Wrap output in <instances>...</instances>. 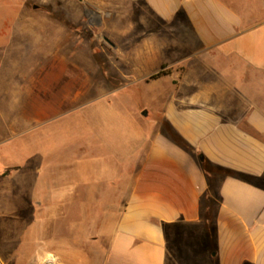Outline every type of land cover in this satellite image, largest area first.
Wrapping results in <instances>:
<instances>
[{"label": "crops", "instance_id": "obj_1", "mask_svg": "<svg viewBox=\"0 0 264 264\" xmlns=\"http://www.w3.org/2000/svg\"><path fill=\"white\" fill-rule=\"evenodd\" d=\"M122 2L154 42L173 40L189 55L142 52L121 65L151 92L144 108L159 117L117 172L127 200L105 233L103 264H264V0ZM3 58L0 142L22 134L8 123L15 111L25 126L31 110L65 103L55 88L64 66L34 78L51 57H27L24 70L17 57ZM47 78L55 85L45 99L35 88L46 90Z\"/></svg>", "mask_w": 264, "mask_h": 264}, {"label": "rangeland", "instance_id": "obj_2", "mask_svg": "<svg viewBox=\"0 0 264 264\" xmlns=\"http://www.w3.org/2000/svg\"><path fill=\"white\" fill-rule=\"evenodd\" d=\"M146 26L122 0H0V57H17L22 70L27 57H51L33 77L64 66L55 88L65 102L31 110L25 126L21 110L8 121L22 134L0 142V264H103L105 233L127 200L117 172L144 149L147 137L138 136L159 117L144 108L151 92L121 65L142 52L189 55L173 40L158 45ZM45 83L35 89L52 98L53 80Z\"/></svg>", "mask_w": 264, "mask_h": 264}, {"label": "trees", "instance_id": "obj_3", "mask_svg": "<svg viewBox=\"0 0 264 264\" xmlns=\"http://www.w3.org/2000/svg\"><path fill=\"white\" fill-rule=\"evenodd\" d=\"M162 74H163L162 72H159V73H157V74L151 76V79L158 78V77H160ZM5 172H6V171H5Z\"/></svg>", "mask_w": 264, "mask_h": 264}, {"label": "water", "instance_id": "obj_4", "mask_svg": "<svg viewBox=\"0 0 264 264\" xmlns=\"http://www.w3.org/2000/svg\"><path fill=\"white\" fill-rule=\"evenodd\" d=\"M78 1H80V0H78ZM145 114V113H144Z\"/></svg>", "mask_w": 264, "mask_h": 264}]
</instances>
